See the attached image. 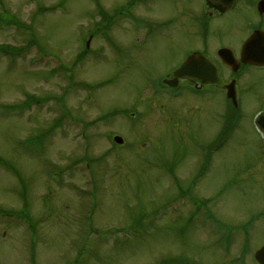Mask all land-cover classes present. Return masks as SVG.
<instances>
[{
    "label": "rangeland",
    "instance_id": "rangeland-1",
    "mask_svg": "<svg viewBox=\"0 0 264 264\" xmlns=\"http://www.w3.org/2000/svg\"><path fill=\"white\" fill-rule=\"evenodd\" d=\"M99 2L129 15L127 0ZM144 4L134 11L144 21L117 18L111 41L100 33L92 41L95 0H0V47L10 46L0 48V264H256L264 244V222L251 220L264 212L255 126L264 70L222 69L220 84L236 78L241 98L240 121L225 134L230 103L222 92L194 99L181 89L170 99L149 89L190 50L236 48L250 24L264 29V17L241 0L199 30L192 22L205 0ZM168 17L171 26L155 22ZM136 106L143 120L119 115ZM211 144L212 170L193 188ZM183 191L205 208L188 196L174 203ZM209 210L225 226L250 223L248 232L227 241L207 219H188Z\"/></svg>",
    "mask_w": 264,
    "mask_h": 264
},
{
    "label": "water",
    "instance_id": "water-1",
    "mask_svg": "<svg viewBox=\"0 0 264 264\" xmlns=\"http://www.w3.org/2000/svg\"><path fill=\"white\" fill-rule=\"evenodd\" d=\"M210 2H216V3H220L223 10L225 9H228V7H230L235 0H208ZM260 6V9L263 8L264 9V0L260 2L259 4ZM261 35L264 36L263 33L261 32H256L252 38H250L248 40V42L246 43L245 45V50H251L250 46H253L254 44H256L259 40H261V44H260V48H257V54L261 53V52H264V39H261ZM264 38V37H262ZM257 40V41H256ZM220 54H221V57L224 61H226L227 63L231 64L233 59H232V53L230 50L228 49H223L220 51ZM261 56V55H260ZM262 58V57H261ZM264 59V58H262ZM194 57H191L188 59V62L187 64L182 68L180 69L178 72L175 73V75L177 77H185V76H192L194 72H196V68H192L193 66V61H194ZM256 60V58L254 59ZM246 61V60H245ZM264 61V60H263ZM257 63L258 62H261V61H256ZM206 63V66L211 70V77L212 79H209L207 78L205 81H216L215 79V69L209 65V63L207 61H205ZM229 88V92H228V96L229 97H232L235 99V91H234V87L233 86H230L228 87ZM257 125L259 126V128L264 132V115H261L257 121H256ZM116 140L118 142H122V140L119 138V137H116ZM256 258L262 263L264 264V248H262L260 251H258V253L256 254Z\"/></svg>",
    "mask_w": 264,
    "mask_h": 264
},
{
    "label": "flooded vegetation",
    "instance_id": "flooded-vegetation-1",
    "mask_svg": "<svg viewBox=\"0 0 264 264\" xmlns=\"http://www.w3.org/2000/svg\"><path fill=\"white\" fill-rule=\"evenodd\" d=\"M214 13H217L219 16L223 15L214 9L210 11L211 15L212 14L214 15ZM202 45H205V44H202ZM191 52H200V53L204 54L209 60H211L215 65H217V63L208 55V53H206L205 47L197 48ZM237 58H239V62H241L240 57L237 56ZM202 65H203L202 62L197 63V67L199 69L203 68ZM248 67L249 66L247 64L240 63L239 70L236 73L242 72V71L246 70ZM217 68H218V73H219L220 69L218 66H217ZM203 75L206 76L205 74H203ZM170 78H172V76H170L168 79H170ZM161 86L167 87V86H171V85L165 84L163 82L161 84ZM175 86H178V87L184 86L186 88H189V90H191V92H192V95L196 96L197 98L209 99L211 96H215L216 92L219 91V88L223 87L224 85H220V83H216V84L204 83L200 79L195 77V78L180 79L179 82ZM168 89H170V88H168Z\"/></svg>",
    "mask_w": 264,
    "mask_h": 264
},
{
    "label": "trees",
    "instance_id": "trees-1",
    "mask_svg": "<svg viewBox=\"0 0 264 264\" xmlns=\"http://www.w3.org/2000/svg\"><path fill=\"white\" fill-rule=\"evenodd\" d=\"M0 48H1V50H4L6 47H3V46H2V47H0Z\"/></svg>",
    "mask_w": 264,
    "mask_h": 264
}]
</instances>
